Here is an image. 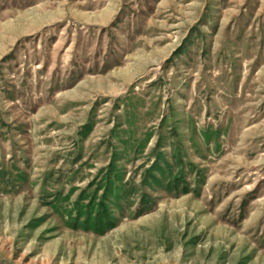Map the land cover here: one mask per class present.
I'll return each instance as SVG.
<instances>
[{"label": "rangeland", "instance_id": "obj_1", "mask_svg": "<svg viewBox=\"0 0 264 264\" xmlns=\"http://www.w3.org/2000/svg\"><path fill=\"white\" fill-rule=\"evenodd\" d=\"M263 45L264 0H0V264H264Z\"/></svg>", "mask_w": 264, "mask_h": 264}, {"label": "crops", "instance_id": "obj_2", "mask_svg": "<svg viewBox=\"0 0 264 264\" xmlns=\"http://www.w3.org/2000/svg\"><path fill=\"white\" fill-rule=\"evenodd\" d=\"M238 55H242V54H238ZM227 56V55H226ZM247 60V63L245 64V62L242 60V57H241V60H240V71L243 72L245 70L248 69L249 65H248V59ZM257 66H256V73H257V76H258V80L260 82V80L263 78V85H264V45H263V49H261L259 51V54H258V60H257Z\"/></svg>", "mask_w": 264, "mask_h": 264}, {"label": "trees", "instance_id": "obj_3", "mask_svg": "<svg viewBox=\"0 0 264 264\" xmlns=\"http://www.w3.org/2000/svg\"><path fill=\"white\" fill-rule=\"evenodd\" d=\"M106 226H108V227H112V222H111V220H107V222H106Z\"/></svg>", "mask_w": 264, "mask_h": 264}]
</instances>
